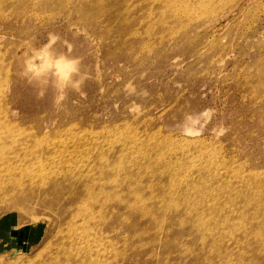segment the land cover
<instances>
[{
    "label": "rangeland",
    "instance_id": "1",
    "mask_svg": "<svg viewBox=\"0 0 264 264\" xmlns=\"http://www.w3.org/2000/svg\"><path fill=\"white\" fill-rule=\"evenodd\" d=\"M0 1L4 121L40 137L51 134L54 138L43 145L62 143L63 148L69 142L70 156L86 165L82 171H113L115 165L130 164L134 155L141 158L130 153L137 150L130 149L136 133L146 140L169 137L175 146L185 145L183 138L200 145H192L188 156L183 150L173 156L166 152L172 158L165 169L158 166L160 151H152L151 169L140 171L143 182L133 183L132 190L159 202L170 200L173 189L184 201L191 191L188 181L192 189L206 188L204 195L223 188L225 202L226 185L235 183L237 174L264 179V0H129L134 12L124 22L109 21L104 13L77 12V2L86 0L46 6ZM168 4L175 15L160 26L157 19ZM43 48L72 63L62 84L52 72L42 79L26 72L25 60ZM201 152L208 155L207 164L216 152L229 172L221 169L220 179L214 169L186 177L180 169L204 163L197 161ZM59 158L50 164L62 166ZM43 197L36 191L20 200L15 195L0 200V264L50 260L61 243L66 226L62 201ZM119 239L124 259L115 264H163L157 262L158 248L151 256L141 242ZM171 243L168 237L166 244Z\"/></svg>",
    "mask_w": 264,
    "mask_h": 264
},
{
    "label": "bare ground",
    "instance_id": "2",
    "mask_svg": "<svg viewBox=\"0 0 264 264\" xmlns=\"http://www.w3.org/2000/svg\"><path fill=\"white\" fill-rule=\"evenodd\" d=\"M27 1L16 0V4H19L18 2L24 4ZM29 1H33L35 6H46L73 0ZM86 1L77 2L75 5L77 12L104 13L105 17L113 22L127 21L134 12L128 3L129 0ZM2 3L0 1V5ZM151 6L154 5L151 4L150 9ZM171 7L168 4L157 19L160 26L164 25L166 17L175 15ZM138 22L143 24L144 21L138 20ZM45 53L46 49L43 48L28 57L25 60L26 72L39 79L52 72L54 80L62 84L65 75H70L72 63L62 56L55 57L51 53L49 55ZM2 80L3 76L0 74V83ZM0 110V200L9 195H15L20 200L22 195L39 191L44 197L52 195L51 202L62 201L63 204L66 226L61 231V243L51 252L53 254L50 260H40L37 264H115L119 259H124V254L117 248L119 238L126 244L127 240L141 242L143 249L151 256L158 248L157 262L163 264L264 262V179L262 177L237 174L235 183L229 182L226 185L229 190L225 202L220 198L223 188L205 193L206 196L210 195L213 198L210 200L203 194L206 188L203 192V187L192 189V183L189 181L191 191L183 197L184 201H180L182 195L173 189L171 194H168L170 200L159 202L157 198H144L139 191L132 190L133 183L140 185L143 182L144 173L140 171H144L146 167H150L147 168L148 170L151 169L148 160L152 151H160L162 154L157 159L158 166L163 168L168 162L166 160L172 158H166V152L177 154L178 151L183 150L182 153L188 156L192 145L195 149L200 145L183 138L181 140L184 142L182 144H185L182 145L184 147L175 146L176 143L169 137L157 135L146 140L136 133L133 135L134 145L130 149L137 150H132L130 153L133 151L141 153V158L134 155L132 157L136 159L130 164L115 165L112 167L113 171H82L86 165L75 160L74 155L70 156L69 142L65 141L63 148H61L62 143L43 145L42 141L49 142L54 137L48 133H43L40 137L37 132L26 131L19 125L6 122L3 119L2 107ZM69 129H67L68 133ZM59 132L60 129L56 130L54 135H59ZM30 140L36 143L33 144L35 149L31 147ZM203 154L204 152H201L197 155V161L207 160L208 155ZM57 156H61L59 160L60 163H64L62 166L50 164L54 163L51 159ZM142 159L146 161L142 162ZM204 163L205 165H202ZM204 163H192L190 167L180 171H187V177L193 171L214 169L219 175L218 179L223 173L221 169L229 172L226 161L219 159L216 152L212 153L209 165L207 162ZM149 173L154 172L152 170ZM178 173V171L174 172V174ZM180 184L181 181L175 185L179 187ZM216 187L221 186L216 185ZM232 189L236 190V193H232ZM202 196L205 201H202ZM194 197H198L199 201L193 200ZM247 218L249 220L244 222ZM168 237L173 240L169 245L166 244ZM171 260L173 262L170 263Z\"/></svg>",
    "mask_w": 264,
    "mask_h": 264
},
{
    "label": "clouds",
    "instance_id": "3",
    "mask_svg": "<svg viewBox=\"0 0 264 264\" xmlns=\"http://www.w3.org/2000/svg\"><path fill=\"white\" fill-rule=\"evenodd\" d=\"M64 79H65V80H67V79H68L67 75H65ZM62 99H63V97H62V96H61V97H59V98L57 99V103H59V101H60V100H62Z\"/></svg>",
    "mask_w": 264,
    "mask_h": 264
}]
</instances>
